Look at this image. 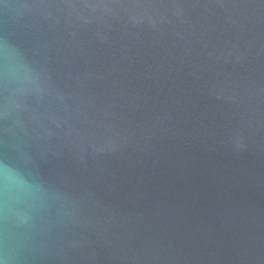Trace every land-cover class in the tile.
Wrapping results in <instances>:
<instances>
[{"label":"water","instance_id":"water-1","mask_svg":"<svg viewBox=\"0 0 264 264\" xmlns=\"http://www.w3.org/2000/svg\"><path fill=\"white\" fill-rule=\"evenodd\" d=\"M0 264H264V0H0Z\"/></svg>","mask_w":264,"mask_h":264}]
</instances>
